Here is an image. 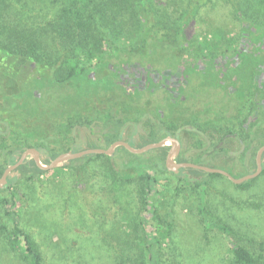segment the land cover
<instances>
[{
  "label": "trees",
  "instance_id": "obj_1",
  "mask_svg": "<svg viewBox=\"0 0 264 264\" xmlns=\"http://www.w3.org/2000/svg\"><path fill=\"white\" fill-rule=\"evenodd\" d=\"M7 1L0 0V10L7 6ZM256 1L264 10V0ZM134 3L141 29L135 39L125 40L124 29L118 30L115 23L123 24L118 18L127 15ZM46 4L53 6L50 1ZM53 9V18L40 24H50L49 36L60 41L61 49L54 56L44 48L43 33L25 31L19 22L0 23V176L19 159L16 152L28 147L43 148L55 158L79 147L77 141L84 137L86 143L107 148L121 139L126 126L139 124L152 141L167 134L178 138L181 151L177 157L184 156V161L216 167L222 159L232 160L234 164H243L241 169L249 173L253 160L249 155L264 144V77L254 81L255 78L247 76L249 70H242L243 80L230 93L221 85L226 73L217 64L220 61L234 64L238 60L251 64L255 52L261 50L255 61L256 64L261 59V69L257 65L254 70L264 73V20L243 25L251 50L239 52L238 48L231 54L238 59H231L227 53H216L214 49L213 55L205 53L207 41L198 47L191 46L195 56L192 48L178 46L179 40L186 41V26L197 11V4L192 5L177 27L161 26L150 0H133L131 4L123 0H61L57 10ZM36 15L37 4L33 5L27 21L35 24ZM172 34H176L173 42ZM171 51L175 55L173 59ZM167 52L166 61L159 57ZM192 58L194 62H190ZM176 60L179 62L175 63ZM180 68L186 81L171 85L167 79ZM201 73L208 78L202 83L206 93L198 96L196 93L203 89L195 92L190 89V83L194 76L200 78ZM245 111L243 119L240 116ZM116 123L120 124L119 130H108ZM160 149L135 154L118 145L108 156L112 163H118L114 170L121 178L137 175L143 179L140 201L145 210L138 217L142 228L138 244L149 255L131 258L133 261L121 259L119 264H161L159 249L168 240L170 223L162 224L154 206L157 178L150 170L169 171L182 179L188 170L196 169L182 167L178 173L169 170ZM94 154L102 156V153ZM39 170L48 176L61 167ZM245 181L248 183L250 179ZM79 183L78 179L74 187ZM0 191L8 194L2 199L5 214H14L9 206L16 203L17 187L0 186ZM202 192L205 196V187ZM209 226L224 233L236 264H264L262 253L255 255L231 238L230 226L220 222ZM7 237L14 248L23 250L30 264H43L42 253L29 233L15 227L8 231Z\"/></svg>",
  "mask_w": 264,
  "mask_h": 264
},
{
  "label": "rangeland",
  "instance_id": "obj_2",
  "mask_svg": "<svg viewBox=\"0 0 264 264\" xmlns=\"http://www.w3.org/2000/svg\"><path fill=\"white\" fill-rule=\"evenodd\" d=\"M48 1L53 4L54 9L53 6H46ZM59 1L61 4V0H8L7 6L0 10V23L19 22L25 31L31 29L38 34L43 33L44 48L54 56L61 49L60 41L49 36L52 32L50 24L45 26L40 22L53 18L51 10H57ZM123 1L125 4L133 2ZM150 1L154 14L163 27H177L192 5L197 4L198 9L186 26V41L179 40L178 46L190 50L193 44L198 47L207 41L210 48L207 47L205 53L213 55L214 49L216 53H227L231 59H238V56L231 55L238 48L239 52L251 50L248 39L244 37L243 25L249 21L264 20V10L256 0ZM36 4L37 22L32 24L27 21V17ZM112 8L115 9L116 6L112 5ZM135 8L136 3L134 8L128 10L127 15L118 18L123 23L121 26L115 23L118 30L124 29L122 37L125 40L135 39L141 29L134 13ZM175 35H170L172 42ZM260 52L261 50L255 52L254 63L251 64L239 60L234 64L233 61L218 62L219 70L226 73V80L221 85L226 86L231 93L234 86L243 80L242 70H249L248 78L262 80L264 73L254 70L257 65L261 69V59L255 64L261 56ZM168 54L161 53L159 57L166 61ZM170 54L173 59V51ZM192 55L195 56L193 48ZM229 57L227 59L231 60ZM194 61V58L190 60ZM177 62L179 61L176 60L175 63ZM212 62L215 63L213 60ZM166 73H169V69H166ZM199 75L200 78L194 76L190 83V89L195 92L204 87L202 83L208 78L203 73ZM181 80L186 81L182 78L181 68L167 79L171 85L178 82L180 84ZM202 89L196 95H204L206 90ZM228 98L231 99V94ZM246 114L247 111L240 117L244 119ZM111 129L119 130L120 124L116 123L108 128ZM38 134L41 136L43 131H38ZM120 138L128 141L134 148L155 142L149 139L140 124L126 126L121 131ZM31 139L35 141V138ZM77 145L79 147H73L70 151L95 147L92 143H86L84 137L77 141ZM170 146L171 141H168L166 145L159 147L163 160ZM24 150L16 152L17 159ZM256 151L249 155L253 158L249 172L256 170ZM148 152L153 151L150 149ZM109 155L95 157L93 153L77 158L74 163L71 160V163H59L56 167L60 166L61 170L44 176L33 155L29 153L24 162L8 175L7 185L17 187L16 203L9 206L14 214H5L2 199L8 194L0 191V264H30L24 257L23 250L14 248L8 240V231L15 227L31 235L42 253L43 264H119L121 259L130 258L133 261L135 258H148V251L138 244L142 234L138 217L145 210L140 201L143 179L137 175L131 179L121 178L114 170L118 163H112ZM39 158L43 164H49L54 159L43 148L39 149ZM183 158L184 156H179L174 160L184 161ZM218 163L220 164L216 167L227 170L235 178L247 174L241 169L243 164H234V161L225 159ZM150 172L155 173L157 178L154 206L161 216L162 224L170 223L168 240L159 249L161 264H236L224 233L217 227L209 226L214 222L230 226L232 239L253 254L262 253L264 256L263 169L256 177L250 178L248 183H236L223 174L210 175L197 169L188 170L186 175L181 176L182 179L165 170L152 169ZM78 179L80 183L74 187Z\"/></svg>",
  "mask_w": 264,
  "mask_h": 264
},
{
  "label": "water",
  "instance_id": "obj_3",
  "mask_svg": "<svg viewBox=\"0 0 264 264\" xmlns=\"http://www.w3.org/2000/svg\"><path fill=\"white\" fill-rule=\"evenodd\" d=\"M168 141H171V146H170V148L166 154L165 163H166V166L169 170H174L177 173L180 171V169L182 167H193V168L201 169V170H204L207 172L220 173V174L227 176L228 178H230L231 180H233L236 183H241L247 179L256 177L263 169L262 157H263V153H264V144L262 146H260V148L256 152V170L253 172H249V173H247L241 177L235 178L227 170L220 168V167H214V166H210V165H206V164H200V163H196V162H192V161H176V160H174V158L177 157L180 153L181 142L178 138H176L170 134H167L164 137H162L161 139H159L155 142L146 144L144 146H141L139 148H134L128 141L119 139V140L112 142L110 144V146L107 148L95 146V147H89V148H85L82 150H78L75 152H71V151L62 152V153L58 154L49 164H43L40 161L39 149L37 147H28L22 152L21 156L19 157V159L16 162L10 164L9 166H7L5 168L3 174L0 176V186H5L8 184L9 173L12 170L16 169L17 167H19L24 162V160L26 159V157L29 153H31L33 155L35 163L39 168L51 169V168L58 166L59 163H64V162H68L69 160L81 158V157L88 155V154H93V153L112 154L114 152V149L118 145L124 146L125 148H127L129 151H131L133 153H143V152H146V151L153 149V148L162 147V146L166 145Z\"/></svg>",
  "mask_w": 264,
  "mask_h": 264
},
{
  "label": "flooded vegetation",
  "instance_id": "obj_4",
  "mask_svg": "<svg viewBox=\"0 0 264 264\" xmlns=\"http://www.w3.org/2000/svg\"><path fill=\"white\" fill-rule=\"evenodd\" d=\"M181 151V150H180ZM180 154V153H179ZM176 161H179V160H176ZM186 161H189V160H186Z\"/></svg>",
  "mask_w": 264,
  "mask_h": 264
}]
</instances>
